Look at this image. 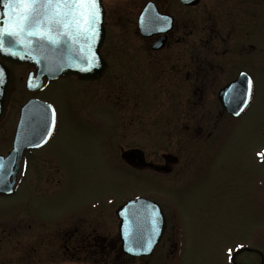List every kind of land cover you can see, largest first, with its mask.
Returning a JSON list of instances; mask_svg holds the SVG:
<instances>
[{
    "label": "rangeland",
    "instance_id": "obj_1",
    "mask_svg": "<svg viewBox=\"0 0 264 264\" xmlns=\"http://www.w3.org/2000/svg\"><path fill=\"white\" fill-rule=\"evenodd\" d=\"M257 58L248 108L216 128L226 116L215 95L221 83L204 97L212 99L198 92L192 105L181 94L173 108L128 99L108 72L48 84L38 96L55 107L57 129L26 152L13 194H0V264H264V50ZM12 68L18 79L0 123V154L11 149L19 106L30 96L29 67ZM130 148L164 166V154L178 161L167 173L137 169L121 157ZM136 197L157 202L168 226L151 255L130 257L120 249L116 210Z\"/></svg>",
    "mask_w": 264,
    "mask_h": 264
},
{
    "label": "flooded vegetation",
    "instance_id": "obj_2",
    "mask_svg": "<svg viewBox=\"0 0 264 264\" xmlns=\"http://www.w3.org/2000/svg\"><path fill=\"white\" fill-rule=\"evenodd\" d=\"M102 6L105 41L100 53L107 62V68L95 80L108 72L110 84L120 83L123 96L128 99H150L158 104L168 101L171 108L181 94H186L187 102L192 105L198 92L202 96L200 100L208 101L214 97L215 86L221 83L215 95L223 108L221 114L226 116H222L214 128L222 127L224 118H237L248 108L249 105L239 116H234L222 99L242 100L247 77H251L252 101L255 89L253 71L259 52L264 50V42L259 43L261 33L258 25L264 23V0H102ZM261 26L264 28L263 24ZM106 43L108 59L103 56ZM241 61L250 63V67H239ZM28 67L26 77L33 69ZM239 78V88L232 93L224 91ZM51 82L45 81L42 89L34 91H28L24 84L30 96L19 106L15 130L21 107L32 98L46 102L38 94ZM207 94L212 95L208 100L204 99ZM8 112L4 120L8 119ZM57 125L58 117L54 133ZM133 150L138 152L132 154L131 165L138 169L167 173L169 163L178 161L177 157L164 154L167 161L164 166L148 161L140 148L125 151Z\"/></svg>",
    "mask_w": 264,
    "mask_h": 264
},
{
    "label": "water",
    "instance_id": "obj_3",
    "mask_svg": "<svg viewBox=\"0 0 264 264\" xmlns=\"http://www.w3.org/2000/svg\"><path fill=\"white\" fill-rule=\"evenodd\" d=\"M100 4L101 17L95 38L90 34L76 35L75 38L62 35L57 44L27 35L22 38L9 37L5 39V50H0V73H2L0 75V120L6 114L15 86L14 73L6 65V62L18 65L32 64L35 67L36 76L33 71L30 72L27 80L28 87H31L32 82H35V85H41L44 79L53 80L66 75L91 80L103 72L106 64L100 55V49L105 40L102 0H100ZM4 11V4L0 2V27L7 26ZM240 78L231 83L224 91L232 93L236 88H239ZM245 92L242 100L239 101L234 98L222 99L228 111L237 115L241 109L244 110L247 107L250 100L246 98ZM53 110L51 105L34 99L23 106L14 147L7 156H0V163L4 166L0 169V192L11 193L13 191L23 152L29 148L41 147L50 139L55 127L53 119L56 120L55 117L53 118ZM46 132L50 135H45ZM136 151L138 152V150L124 152L122 157L131 164L133 162L132 154L134 155ZM117 215L121 219L119 238L122 252L136 257L152 253L166 228V218L161 207L152 200L138 197L120 206ZM154 218L159 220L160 235L153 238L152 251L147 254H134L128 251L129 248L137 247V240L146 241L152 235Z\"/></svg>",
    "mask_w": 264,
    "mask_h": 264
},
{
    "label": "snow or ice",
    "instance_id": "obj_4",
    "mask_svg": "<svg viewBox=\"0 0 264 264\" xmlns=\"http://www.w3.org/2000/svg\"><path fill=\"white\" fill-rule=\"evenodd\" d=\"M0 2L4 4L5 24L7 25L0 27V50H5L4 41L9 37L22 38L27 35L39 37L52 44L59 43V37L62 35L75 38L76 35L90 34L95 38L101 17L100 0H0ZM252 93L253 80L251 77H247L246 98L250 100ZM54 117L55 110H53ZM45 135H50V133L46 132ZM261 155L264 156V154ZM3 167V164L0 163V169ZM158 226L159 220L154 218L152 235L146 241L137 240V247L129 248L128 251L134 254L151 252L154 245L153 238L160 235ZM244 247L245 245L240 244L235 251L238 252ZM233 251L232 248L228 249L230 260L233 258Z\"/></svg>",
    "mask_w": 264,
    "mask_h": 264
}]
</instances>
